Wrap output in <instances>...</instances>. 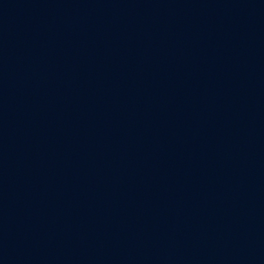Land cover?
<instances>
[{
  "label": "water",
  "instance_id": "water-1",
  "mask_svg": "<svg viewBox=\"0 0 264 264\" xmlns=\"http://www.w3.org/2000/svg\"><path fill=\"white\" fill-rule=\"evenodd\" d=\"M0 264H264V0H0Z\"/></svg>",
  "mask_w": 264,
  "mask_h": 264
}]
</instances>
